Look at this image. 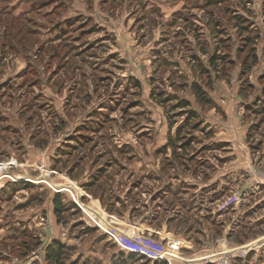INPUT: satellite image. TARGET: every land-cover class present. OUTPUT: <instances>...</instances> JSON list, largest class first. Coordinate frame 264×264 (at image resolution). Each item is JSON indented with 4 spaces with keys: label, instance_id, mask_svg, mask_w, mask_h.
<instances>
[{
    "label": "rangeland",
    "instance_id": "374dc122",
    "mask_svg": "<svg viewBox=\"0 0 264 264\" xmlns=\"http://www.w3.org/2000/svg\"><path fill=\"white\" fill-rule=\"evenodd\" d=\"M0 264H264V0H0Z\"/></svg>",
    "mask_w": 264,
    "mask_h": 264
},
{
    "label": "trees",
    "instance_id": "16d2710c",
    "mask_svg": "<svg viewBox=\"0 0 264 264\" xmlns=\"http://www.w3.org/2000/svg\"><path fill=\"white\" fill-rule=\"evenodd\" d=\"M217 58H219V57L215 56V57H212L210 59L209 63L211 64L212 67H215V65H216L215 64V60ZM191 90H192V93H193V95L195 97V100L199 104H210L211 103L207 93L205 92V90L203 89L201 84L193 82L191 84ZM157 96H158L157 100H159L160 104H162V105H164L167 100L171 99L170 96L166 97L162 93L158 94ZM166 98H169V99H166ZM189 106H190L189 101H187L186 99H179L178 103H176V105H173L171 107L172 109H181L182 110L179 113H176L177 115L187 114V117L184 120V126L183 127H188L189 125H191L190 124L191 120H193L194 118H198L197 113L193 109L189 108ZM200 125H201V123H200V121H198L196 124L191 125L192 126L191 128L197 129ZM169 126L171 127L172 123H170ZM181 130L178 129L177 132H176V137H177L176 139H178V140L182 139L183 140L182 143H180L178 146L177 145H173V142L171 141V136H169V140L170 141L168 142V144L173 146L172 152L176 156H178L177 153H176V149L177 148L185 149L187 146L190 145L191 141L193 140V139H190V138H187V137L180 136V131ZM85 134L87 135L88 131H87L86 127H83L81 135H78L77 138L78 139H85L86 138ZM220 144L222 145L223 143H219L218 146ZM94 183L95 182L93 181L92 184H94ZM53 203H54V212L58 216L57 218L59 219V214L63 210V206H64L63 202H61V200H60V194L59 193H55V197H54ZM36 245L35 244L32 245L31 249L35 248ZM54 245L57 246V248L59 250H61L63 248V245L60 242L56 241V240H54V242H53V244L51 246H54ZM53 250L54 249H52V248H48V251L46 252V257L49 260H54V261L58 262V260L60 258L59 253L58 252L56 253Z\"/></svg>",
    "mask_w": 264,
    "mask_h": 264
},
{
    "label": "built area",
    "instance_id": "2783aa9c",
    "mask_svg": "<svg viewBox=\"0 0 264 264\" xmlns=\"http://www.w3.org/2000/svg\"><path fill=\"white\" fill-rule=\"evenodd\" d=\"M235 250H236V249H234V248L232 249V251H235ZM235 252H237V251H235Z\"/></svg>",
    "mask_w": 264,
    "mask_h": 264
},
{
    "label": "crops",
    "instance_id": "0c3cea01",
    "mask_svg": "<svg viewBox=\"0 0 264 264\" xmlns=\"http://www.w3.org/2000/svg\"><path fill=\"white\" fill-rule=\"evenodd\" d=\"M224 144V143H223Z\"/></svg>",
    "mask_w": 264,
    "mask_h": 264
}]
</instances>
